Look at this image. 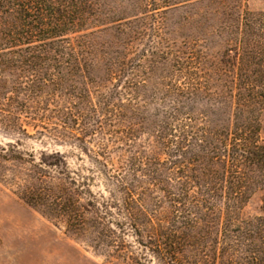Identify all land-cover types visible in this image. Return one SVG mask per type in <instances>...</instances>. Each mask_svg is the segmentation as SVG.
<instances>
[{
    "label": "trees",
    "instance_id": "obj_1",
    "mask_svg": "<svg viewBox=\"0 0 264 264\" xmlns=\"http://www.w3.org/2000/svg\"><path fill=\"white\" fill-rule=\"evenodd\" d=\"M263 112L241 0H0V182L110 260L264 264Z\"/></svg>",
    "mask_w": 264,
    "mask_h": 264
},
{
    "label": "rangeland",
    "instance_id": "obj_2",
    "mask_svg": "<svg viewBox=\"0 0 264 264\" xmlns=\"http://www.w3.org/2000/svg\"><path fill=\"white\" fill-rule=\"evenodd\" d=\"M252 12L264 13V0H241ZM172 22V19H169ZM170 30H175L170 27ZM186 30H183V32ZM261 141L264 145V112L260 117ZM31 132V131H30ZM9 139L0 135V143ZM35 152L59 151L68 157L72 169L89 168L87 159L69 146L61 147L50 140L39 139L26 143ZM83 163L78 161V158ZM93 192H104L99 179L93 184ZM245 217L264 215V191L257 193L244 212ZM130 241V239L128 240ZM87 240L78 239L58 225L43 217L38 211L22 201L12 188L0 182V264H124L110 260L105 250H98ZM148 264H158L149 258Z\"/></svg>",
    "mask_w": 264,
    "mask_h": 264
}]
</instances>
